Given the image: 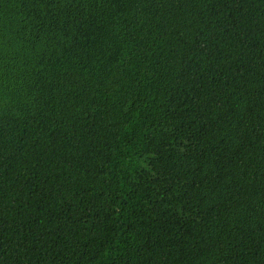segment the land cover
<instances>
[{
    "label": "trees",
    "instance_id": "16d2710c",
    "mask_svg": "<svg viewBox=\"0 0 264 264\" xmlns=\"http://www.w3.org/2000/svg\"><path fill=\"white\" fill-rule=\"evenodd\" d=\"M0 264H264V0H0Z\"/></svg>",
    "mask_w": 264,
    "mask_h": 264
}]
</instances>
